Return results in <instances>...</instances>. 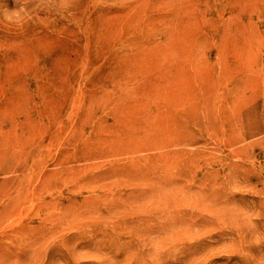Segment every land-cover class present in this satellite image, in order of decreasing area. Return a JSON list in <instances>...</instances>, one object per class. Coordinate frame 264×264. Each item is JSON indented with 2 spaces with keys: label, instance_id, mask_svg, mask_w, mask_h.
<instances>
[{
  "label": "rangeland",
  "instance_id": "1",
  "mask_svg": "<svg viewBox=\"0 0 264 264\" xmlns=\"http://www.w3.org/2000/svg\"><path fill=\"white\" fill-rule=\"evenodd\" d=\"M0 264H264V0H0Z\"/></svg>",
  "mask_w": 264,
  "mask_h": 264
},
{
  "label": "clouds",
  "instance_id": "2",
  "mask_svg": "<svg viewBox=\"0 0 264 264\" xmlns=\"http://www.w3.org/2000/svg\"><path fill=\"white\" fill-rule=\"evenodd\" d=\"M7 12H12V13H15V9H14V10H11V11H7Z\"/></svg>",
  "mask_w": 264,
  "mask_h": 264
}]
</instances>
